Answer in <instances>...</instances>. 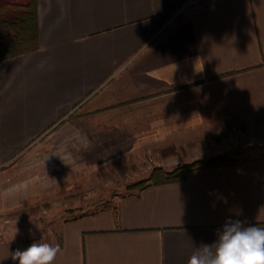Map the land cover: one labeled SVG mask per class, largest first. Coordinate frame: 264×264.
I'll return each mask as SVG.
<instances>
[{"label":"crops","instance_id":"1","mask_svg":"<svg viewBox=\"0 0 264 264\" xmlns=\"http://www.w3.org/2000/svg\"><path fill=\"white\" fill-rule=\"evenodd\" d=\"M188 1L38 0L40 48L0 60V158L38 138L67 165L111 137L127 152L189 149L229 116L264 115V0ZM228 220L264 228V154L150 184L57 232L0 238V264L34 242L59 245L52 264H188Z\"/></svg>","mask_w":264,"mask_h":264},{"label":"rangeland","instance_id":"2","mask_svg":"<svg viewBox=\"0 0 264 264\" xmlns=\"http://www.w3.org/2000/svg\"><path fill=\"white\" fill-rule=\"evenodd\" d=\"M101 140L96 137V142ZM117 140L121 138H110L115 143L107 152L88 154V163L64 164L54 147L44 154L41 138L11 159L0 158V238L12 241L57 232L66 219L113 207L118 197L134 191L130 185L148 179L156 167L171 170L223 153L238 160L262 155L264 115L229 116L220 131L193 138L189 149L174 146L141 154L127 152L126 144Z\"/></svg>","mask_w":264,"mask_h":264},{"label":"trees","instance_id":"3","mask_svg":"<svg viewBox=\"0 0 264 264\" xmlns=\"http://www.w3.org/2000/svg\"><path fill=\"white\" fill-rule=\"evenodd\" d=\"M39 48L38 0H0V60ZM237 161L230 154L223 153L207 160L196 159L180 164L171 170L156 167L148 179L139 180L129 188L139 191L150 184L181 180L187 171L200 166H219Z\"/></svg>","mask_w":264,"mask_h":264},{"label":"clouds","instance_id":"4","mask_svg":"<svg viewBox=\"0 0 264 264\" xmlns=\"http://www.w3.org/2000/svg\"><path fill=\"white\" fill-rule=\"evenodd\" d=\"M59 251V245L34 242L24 251L16 250L11 258L19 264H52ZM188 264H264V228L228 220L216 242L195 248Z\"/></svg>","mask_w":264,"mask_h":264},{"label":"built area","instance_id":"5","mask_svg":"<svg viewBox=\"0 0 264 264\" xmlns=\"http://www.w3.org/2000/svg\"><path fill=\"white\" fill-rule=\"evenodd\" d=\"M197 0H189L188 1V4H192V3H194V2H196Z\"/></svg>","mask_w":264,"mask_h":264}]
</instances>
